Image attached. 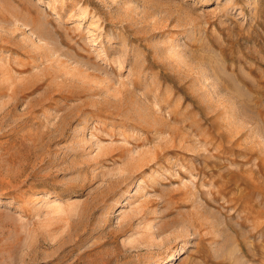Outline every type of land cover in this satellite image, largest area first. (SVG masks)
I'll use <instances>...</instances> for the list:
<instances>
[{
	"label": "rangeland",
	"instance_id": "374dc122",
	"mask_svg": "<svg viewBox=\"0 0 264 264\" xmlns=\"http://www.w3.org/2000/svg\"><path fill=\"white\" fill-rule=\"evenodd\" d=\"M0 264H264V0H0Z\"/></svg>",
	"mask_w": 264,
	"mask_h": 264
},
{
	"label": "bare ground",
	"instance_id": "6f19581e",
	"mask_svg": "<svg viewBox=\"0 0 264 264\" xmlns=\"http://www.w3.org/2000/svg\"><path fill=\"white\" fill-rule=\"evenodd\" d=\"M35 32V31H34ZM128 101V100H127Z\"/></svg>",
	"mask_w": 264,
	"mask_h": 264
}]
</instances>
